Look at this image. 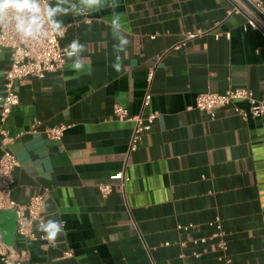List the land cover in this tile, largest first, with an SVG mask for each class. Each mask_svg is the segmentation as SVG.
Instances as JSON below:
<instances>
[{
	"label": "crops",
	"instance_id": "0c3cea01",
	"mask_svg": "<svg viewBox=\"0 0 264 264\" xmlns=\"http://www.w3.org/2000/svg\"><path fill=\"white\" fill-rule=\"evenodd\" d=\"M117 4L87 13L80 0L50 2L60 45L78 40L83 51L42 79L15 82L19 100L4 125L14 140L4 146L0 136V155L5 148L19 163L12 200L25 204L46 189L44 226L58 231L46 241L18 237L4 209L0 243L22 251L23 264H264V113L242 119L225 106L211 117L193 108L199 93L234 87L264 97L263 36L242 15H226L228 0ZM113 11L122 31L111 28ZM188 32L201 34L187 40ZM8 67L2 49L0 96ZM115 105L157 113L131 153L133 122L115 117ZM59 124L68 126L60 139L43 132ZM120 170L129 178L123 190L110 178ZM213 220L221 236H212Z\"/></svg>",
	"mask_w": 264,
	"mask_h": 264
},
{
	"label": "built area",
	"instance_id": "2783aa9c",
	"mask_svg": "<svg viewBox=\"0 0 264 264\" xmlns=\"http://www.w3.org/2000/svg\"><path fill=\"white\" fill-rule=\"evenodd\" d=\"M52 0H37L41 7L40 29L33 31L30 36L17 29L18 21L11 18L9 13L2 24H0V51L7 49L9 51V67L6 69L3 80V95L0 96V136L4 146L11 144L14 140L13 136L8 134L5 128L6 120L11 109L18 103V94L15 91V82L23 78L42 79L46 74L57 71L65 63L67 57L73 56L72 48L62 47L59 39L63 34L62 28H57L55 24L44 12V8L50 9ZM230 7L226 15L240 14L244 17V27H251L258 30L264 38V0H228ZM28 15L23 16V25L27 27ZM35 29V25L33 26ZM201 34V32H188L186 39H191ZM216 38L219 35H215ZM229 38V34H225ZM264 46V42H263ZM152 72L148 74L147 82L150 83ZM150 100V92L147 90L142 99V105L146 106ZM236 101H244L246 108H240L234 105ZM232 106L236 115L242 119L247 117L257 118L264 113V97L256 98L254 93L246 88L234 87L228 88L221 93L203 92L195 97L194 107L199 111L214 116L215 110ZM113 114L120 119H126L133 122L132 134L128 145V153L136 149L139 136L149 131L156 119L157 113H150L146 116L141 114L129 115L127 110L120 106L113 107ZM68 126L59 124L51 127H45L43 132L51 139H60L63 132ZM31 132H35L34 126ZM19 166L18 160L13 153L7 149H3L0 155V211L9 209L15 215V231L18 237L33 240L46 241L48 236L44 232H39L44 226L42 209L44 206V197L48 191L45 189L43 193L33 195L27 203L18 204L11 198L12 174L16 167ZM115 180L118 187L123 190L128 176L124 170H120L110 176ZM99 193L106 198L111 194L112 185L104 183L99 185ZM212 228V236H221L222 226L219 220L209 221L207 223ZM192 225H177L178 230H187ZM35 227L40 230L37 231ZM197 244V240L192 241ZM167 245V243H164ZM220 251L226 249L224 241L218 242ZM66 254V253H65ZM68 254V253H67ZM194 256H198L194 253ZM24 255L22 251H17L13 246H7L0 243V264H23Z\"/></svg>",
	"mask_w": 264,
	"mask_h": 264
},
{
	"label": "clouds",
	"instance_id": "9594fccd",
	"mask_svg": "<svg viewBox=\"0 0 264 264\" xmlns=\"http://www.w3.org/2000/svg\"><path fill=\"white\" fill-rule=\"evenodd\" d=\"M80 3L84 5L87 9V13H92L96 11L103 10L105 8L115 9L118 7L117 0H80ZM56 9L44 8V12L47 16H51ZM77 12L80 13V10L77 9ZM11 14V18L18 21L16 27L18 30L22 31L24 35L30 36L33 34V31H39L40 29V16L41 7L37 3V0H0V24L4 22L5 17L8 14ZM28 15V24L27 27L23 25V16ZM35 25V29L33 26ZM59 27L58 25L56 26ZM111 28L113 31L121 30L122 27L120 24V14L113 11V19L111 20ZM128 39L126 37L121 38L120 44L127 45ZM73 54L83 51V47L79 44L78 40H74L72 45ZM75 68H80L81 65L77 62L74 65ZM118 67V66H116ZM43 231L48 233V239H54L58 229L54 224L49 222L47 226L43 227Z\"/></svg>",
	"mask_w": 264,
	"mask_h": 264
}]
</instances>
